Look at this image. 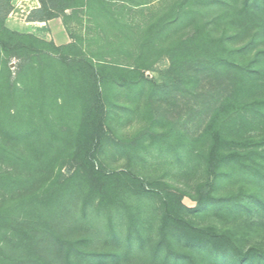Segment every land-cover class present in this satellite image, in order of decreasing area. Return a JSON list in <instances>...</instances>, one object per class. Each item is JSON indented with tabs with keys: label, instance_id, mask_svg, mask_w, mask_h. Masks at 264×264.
I'll list each match as a JSON object with an SVG mask.
<instances>
[{
	"label": "rangeland",
	"instance_id": "374dc122",
	"mask_svg": "<svg viewBox=\"0 0 264 264\" xmlns=\"http://www.w3.org/2000/svg\"><path fill=\"white\" fill-rule=\"evenodd\" d=\"M14 1L19 7L13 18L23 27L27 18L26 10L22 9H29L31 2ZM174 2H110L115 16L127 24L125 27L105 17L97 22L81 8L76 13L67 9L32 29V34L59 46L76 43L92 57L96 52H103L105 60L117 63L125 70L136 68V74L142 79L135 86H113L108 90L110 114L96 163L108 173L107 181L122 196L112 214L106 209H96L98 198L92 201L88 182L75 175L78 166L72 159L75 150L72 141L79 119L75 113H70L71 107H75L74 98L63 90L67 78H62L64 82L58 81V91L52 93L56 101L51 100V95L47 114L26 112L28 122L43 133L42 141L37 144L40 151H49L48 156L52 155L49 157L53 168L50 179L57 177L62 182L71 181L69 187L65 186L70 192L68 200L63 197L67 205L65 213L58 216L60 222L66 223L65 227L57 226L43 232L45 238L37 256L44 264H173V260L166 261L164 256H153V247L161 239L159 226L163 220V198L156 193L169 184L175 193L183 190L182 202L186 206H197V198L209 189L205 185L209 177L204 167L210 142L200 136L214 112L247 73L256 74L264 84V14L261 12L260 17L240 16L237 9L225 8L222 3L207 15L200 16L202 21L178 30L169 27L157 35L152 46L146 49L151 53L150 65H129L132 57L128 54L147 52L145 48L139 49L138 41L144 42L149 26L172 8ZM194 5L196 3L185 7ZM198 8L200 6L196 7L200 10ZM61 33L64 37L59 35ZM199 34L203 36H197ZM128 36L132 38L128 39ZM193 37L204 43L205 49L176 71L173 67L175 49L179 43ZM113 43L114 46L109 48ZM10 66L16 75L17 60L13 59ZM53 69L60 74L64 71L57 66ZM33 77V73L28 74L27 84L33 82ZM257 95L264 97V89ZM47 117L51 118L52 124L47 123ZM53 128L58 130L57 135L51 132ZM247 130L264 134V124L255 122ZM152 132L168 135L154 139ZM52 136L59 139L58 146L46 144ZM2 137L0 133V139ZM256 160L260 161V158L257 156ZM124 172H132L139 179ZM259 177L251 179L244 175L221 183L219 189L212 192L218 197L236 196L250 202L251 211L228 215L208 209L189 215L200 225L230 231L243 247H264V209L253 201L255 195L264 197V181H256ZM140 183H144L146 189L154 190L152 195L133 193L132 190L138 193L135 184L140 186ZM133 206L140 208L137 213L142 224L139 229H133L130 240L128 227L132 213L127 207ZM54 232L61 240L75 237L81 254L77 251L68 257L67 246L59 243ZM173 248L183 253L188 250L182 243H175Z\"/></svg>",
	"mask_w": 264,
	"mask_h": 264
},
{
	"label": "trees",
	"instance_id": "16d2710c",
	"mask_svg": "<svg viewBox=\"0 0 264 264\" xmlns=\"http://www.w3.org/2000/svg\"><path fill=\"white\" fill-rule=\"evenodd\" d=\"M114 1L39 0L40 6L31 10L27 18L47 21L67 9L76 13L85 8L97 22L105 17L125 27L127 24L121 22L112 11L110 2ZM129 1L136 3L140 0ZM192 3L196 5L185 7ZM219 3L224 4L225 8L232 6L237 9L240 16L260 17L261 12L264 14V0H175L172 8L149 26L144 42L138 41L137 46L146 50L152 46V40L167 28L178 30L195 21H202L203 18L199 17L217 9ZM197 6H200V10L196 9ZM13 7V0H0V133L3 135L0 139V264H44L37 256L45 238L43 232L57 226L65 227L66 223L60 222L58 216L65 213L70 193L65 186L69 187L71 181L62 182L57 177L50 179L53 173L50 169L53 168L50 167L49 157L52 155L48 156L49 151H40L37 144L42 141L43 133L28 122L26 112L47 114L51 95V100H55L52 93L58 91V81L67 78L68 83L63 90L74 98L75 107L70 108V113H75L79 119L72 141L75 145L72 159L78 166L75 175L88 182L91 200L98 198L96 209H106L111 213L113 209L116 210L122 196L107 181L108 173L96 163L110 114L108 90L113 86H135L142 79L136 74V68L125 70L119 64L105 60L103 52H96L92 57L76 43L59 46L35 34L11 29L7 19ZM127 38L131 39L132 36ZM113 46L114 43L109 48ZM204 47L205 44L194 37L179 43L173 55L175 70L194 59ZM128 55L132 57L131 66L150 65L149 51ZM13 59L17 60L16 75L10 66ZM56 66L64 71L58 73L56 68L53 69ZM30 73L34 77L29 85L27 77ZM261 89H264V84L258 76L247 73L214 112L200 136V139L210 142L204 167L209 177L205 185L209 189L197 198L196 207L186 206L182 202L183 190L175 193L170 190L169 184L156 193L163 198V220L159 226L161 239L153 247L154 257L164 256L166 261L173 260V264H264V247H243L230 231L213 225H200L189 215L208 209L228 215L252 210L251 203L239 197H218L212 192L218 190L221 183L244 175L251 179L259 175L256 181H264V134L249 133L247 130L255 122L264 124V97L257 95ZM46 119L48 124H52L51 118ZM51 132L57 135L58 130L53 128ZM152 135L158 139L168 134L152 132ZM58 141L57 137L52 136L46 144L56 145ZM195 156L200 157L199 154ZM257 156L260 161L256 160ZM124 173L139 179L132 172ZM135 185L138 193L135 190L132 192L140 196H150L154 191L146 189L144 183ZM254 197V204L264 209V197ZM133 207H127L132 213L128 227L130 240L134 235L133 229H139L142 224L137 213L140 208L133 212ZM53 234L57 236L55 232ZM58 241L67 246L68 257L77 251L81 254L75 237L62 240L59 237ZM175 243H182L188 250L185 253L177 252L173 248Z\"/></svg>",
	"mask_w": 264,
	"mask_h": 264
},
{
	"label": "crops",
	"instance_id": "0c3cea01",
	"mask_svg": "<svg viewBox=\"0 0 264 264\" xmlns=\"http://www.w3.org/2000/svg\"><path fill=\"white\" fill-rule=\"evenodd\" d=\"M21 1H27V0H21ZM31 2V5L29 7V9H22V11H25L26 10V18L28 16V14L30 13L31 10H33L34 8H37L40 6V2L39 0H30ZM13 10L12 12L10 13L8 19H7V25L11 28V29H15V30H18V31H21V32H26V33H32V29H34L35 27H37L38 25H42L44 22L46 21H31V20H28V18L26 19V22L25 24L23 25V27H21V22L17 21V20H14L13 18V14H14V11L16 10V8L19 7V3L17 4L18 6H16L15 4V1L13 0ZM61 37H64V34L61 33L59 34ZM58 35V36H59Z\"/></svg>",
	"mask_w": 264,
	"mask_h": 264
}]
</instances>
